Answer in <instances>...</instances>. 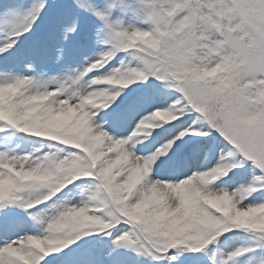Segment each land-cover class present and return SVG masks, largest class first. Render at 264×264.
Returning <instances> with one entry per match:
<instances>
[{
	"label": "snow or ice",
	"instance_id": "6c2138e0",
	"mask_svg": "<svg viewBox=\"0 0 264 264\" xmlns=\"http://www.w3.org/2000/svg\"><path fill=\"white\" fill-rule=\"evenodd\" d=\"M135 2L0 0V264H264V0Z\"/></svg>",
	"mask_w": 264,
	"mask_h": 264
},
{
	"label": "rangeland",
	"instance_id": "374dc122",
	"mask_svg": "<svg viewBox=\"0 0 264 264\" xmlns=\"http://www.w3.org/2000/svg\"><path fill=\"white\" fill-rule=\"evenodd\" d=\"M125 3H128V0H125ZM122 7H123L122 5L118 4L117 7L113 10L112 14H113V18H120V19L124 20V26L127 27L129 22L127 19V14H124L122 12ZM134 7H141L138 0H136ZM136 26L147 29L146 23H143V22H139V23L137 22Z\"/></svg>",
	"mask_w": 264,
	"mask_h": 264
},
{
	"label": "trees",
	"instance_id": "16d2710c",
	"mask_svg": "<svg viewBox=\"0 0 264 264\" xmlns=\"http://www.w3.org/2000/svg\"><path fill=\"white\" fill-rule=\"evenodd\" d=\"M121 13V12H120ZM124 15V14H123ZM148 26V24H146Z\"/></svg>",
	"mask_w": 264,
	"mask_h": 264
}]
</instances>
